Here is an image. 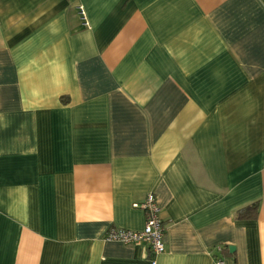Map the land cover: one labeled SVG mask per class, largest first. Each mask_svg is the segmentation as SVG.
<instances>
[{"label": "crops", "instance_id": "1", "mask_svg": "<svg viewBox=\"0 0 264 264\" xmlns=\"http://www.w3.org/2000/svg\"><path fill=\"white\" fill-rule=\"evenodd\" d=\"M149 192L164 251L106 239ZM216 257L264 264V0H0V264Z\"/></svg>", "mask_w": 264, "mask_h": 264}, {"label": "built area", "instance_id": "2", "mask_svg": "<svg viewBox=\"0 0 264 264\" xmlns=\"http://www.w3.org/2000/svg\"><path fill=\"white\" fill-rule=\"evenodd\" d=\"M80 18L84 25H88L87 16L82 6L78 7ZM134 207L143 210L145 216L144 226L141 230H128L118 227H111L105 235L106 239L119 241L122 243H145L154 254L164 251L163 233L164 223L159 216V205L155 195L152 192L146 194L141 202L133 203ZM218 249H220L218 247ZM155 261H152L154 264ZM215 264H224L220 257L215 258Z\"/></svg>", "mask_w": 264, "mask_h": 264}, {"label": "trees", "instance_id": "3", "mask_svg": "<svg viewBox=\"0 0 264 264\" xmlns=\"http://www.w3.org/2000/svg\"><path fill=\"white\" fill-rule=\"evenodd\" d=\"M256 208H257L256 202H254L248 206H245L243 208H240L236 211V217L239 219L255 217Z\"/></svg>", "mask_w": 264, "mask_h": 264}, {"label": "water", "instance_id": "4", "mask_svg": "<svg viewBox=\"0 0 264 264\" xmlns=\"http://www.w3.org/2000/svg\"><path fill=\"white\" fill-rule=\"evenodd\" d=\"M229 250L232 251V250H233V246H230V247H229Z\"/></svg>", "mask_w": 264, "mask_h": 264}]
</instances>
